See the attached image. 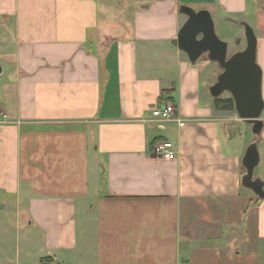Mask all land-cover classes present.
<instances>
[{
  "label": "crops",
  "instance_id": "0c3cea01",
  "mask_svg": "<svg viewBox=\"0 0 264 264\" xmlns=\"http://www.w3.org/2000/svg\"><path fill=\"white\" fill-rule=\"evenodd\" d=\"M251 4L0 0V264H264V200L239 182L264 125L217 117V64L171 44L181 5L235 24Z\"/></svg>",
  "mask_w": 264,
  "mask_h": 264
},
{
  "label": "water",
  "instance_id": "95a60500",
  "mask_svg": "<svg viewBox=\"0 0 264 264\" xmlns=\"http://www.w3.org/2000/svg\"><path fill=\"white\" fill-rule=\"evenodd\" d=\"M179 13L187 19L172 41V46L183 52L191 64L202 56L208 62L217 64L221 73L208 89L211 98L228 93L238 121L250 125L251 134L258 139L264 125V100L262 70L257 63L258 39L254 30L245 19L236 21L235 24L243 30L245 47L229 55L227 43L217 37L214 21L207 10L194 11L189 6L181 5ZM258 164L257 141H254L242 157L243 172L239 182L259 200H264V181L253 177Z\"/></svg>",
  "mask_w": 264,
  "mask_h": 264
},
{
  "label": "rangeland",
  "instance_id": "374dc122",
  "mask_svg": "<svg viewBox=\"0 0 264 264\" xmlns=\"http://www.w3.org/2000/svg\"><path fill=\"white\" fill-rule=\"evenodd\" d=\"M252 1L254 2V8H253V4H251L249 8V12L245 17L246 18L245 20L246 23L254 30L255 35L257 36L258 34L259 39H261L262 36L261 34L264 33V0H252ZM202 10H206V9H202ZM214 26L217 37L220 40L227 43L228 54H232L233 52L242 50L245 47V41L243 37L236 40L237 34L240 31L243 32V30H240V28L236 24L220 23L216 16L214 21ZM201 59L207 60L204 56H202ZM207 70L209 72V79L207 80L208 83L207 86L210 87L215 83L216 78L220 73V68L217 65L216 66L212 65ZM202 78L203 79L205 78L204 75H202ZM228 97H229L228 93H225L220 96V98H228ZM216 116L224 120L229 119L228 121L232 120L233 117H236L235 111L217 113ZM248 136L251 137L250 132ZM253 176L254 178H258L261 180L264 179V160L262 163L259 162V165L254 170Z\"/></svg>",
  "mask_w": 264,
  "mask_h": 264
},
{
  "label": "built area",
  "instance_id": "2783aa9c",
  "mask_svg": "<svg viewBox=\"0 0 264 264\" xmlns=\"http://www.w3.org/2000/svg\"><path fill=\"white\" fill-rule=\"evenodd\" d=\"M175 108L171 104H166L161 108L154 109L151 112V115L153 118H155L158 121L161 122H167L173 119L175 116ZM178 124L182 125V122L177 120ZM173 148L172 144L170 143H158L154 146L153 152L164 159H172L173 158V153L171 149Z\"/></svg>",
  "mask_w": 264,
  "mask_h": 264
},
{
  "label": "trees",
  "instance_id": "16d2710c",
  "mask_svg": "<svg viewBox=\"0 0 264 264\" xmlns=\"http://www.w3.org/2000/svg\"><path fill=\"white\" fill-rule=\"evenodd\" d=\"M169 91H165L163 92V96H165L166 94H169ZM213 107L216 111L219 112H232L234 111V103L232 98L229 97L228 98H216L213 99Z\"/></svg>",
  "mask_w": 264,
  "mask_h": 264
},
{
  "label": "flooded vegetation",
  "instance_id": "af4514ba",
  "mask_svg": "<svg viewBox=\"0 0 264 264\" xmlns=\"http://www.w3.org/2000/svg\"><path fill=\"white\" fill-rule=\"evenodd\" d=\"M220 73H221V70H220ZM220 73H219V74H220ZM219 74H218V75H219ZM224 94H225V93H224Z\"/></svg>",
  "mask_w": 264,
  "mask_h": 264
}]
</instances>
